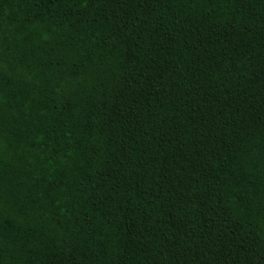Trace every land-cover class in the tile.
<instances>
[{
  "label": "trees",
  "instance_id": "obj_1",
  "mask_svg": "<svg viewBox=\"0 0 264 264\" xmlns=\"http://www.w3.org/2000/svg\"><path fill=\"white\" fill-rule=\"evenodd\" d=\"M0 264H264V0H0Z\"/></svg>",
  "mask_w": 264,
  "mask_h": 264
}]
</instances>
